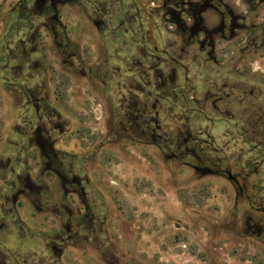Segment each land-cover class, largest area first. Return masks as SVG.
<instances>
[{"label":"rangeland","instance_id":"374dc122","mask_svg":"<svg viewBox=\"0 0 264 264\" xmlns=\"http://www.w3.org/2000/svg\"><path fill=\"white\" fill-rule=\"evenodd\" d=\"M22 1L0 0V49L4 52L8 45L17 58L12 63L14 84L0 86V154L11 141L13 146L25 142L22 141V132L27 128L24 121L32 120L35 115L34 110L30 112L26 102L22 101L27 86L20 81L15 85L16 79L25 81L35 77V70L23 68L25 48L21 40L27 41L25 32L29 34L37 27L41 28L37 26L41 25L40 18H33L34 23L29 24L24 17L18 16ZM96 1L103 2H93ZM183 1L202 3V0ZM224 1L236 14L248 17V23L260 29L264 25V0ZM175 2L154 0L148 11L164 29L163 45L167 43L165 47H171L177 55L182 53L186 42L176 41V36L171 34L176 28L175 17L170 11L177 15L181 10ZM114 7L108 6L109 11ZM30 8L22 12L31 15L32 5ZM94 9L88 11L85 6L70 0L57 5L60 25L56 27V33L63 43L60 47L46 29L41 28L36 35L35 48L43 65L42 71L38 72L41 76L38 87L53 112L52 118L62 130L55 133V137H59L56 147L76 162L82 176L89 178L100 212L92 241L87 245L65 247L58 264H264V212L257 210L259 202L248 200V195L252 194L251 186L242 180L246 194L241 197L226 173L231 170L242 177L240 173L245 171L246 162H261L263 154L248 153V146L236 133L225 138L228 132L225 124L219 125L214 132L215 146L226 151V158L213 155L222 172L205 168L204 164L191 165L196 160L176 158L172 150L138 140V127L130 124L138 115L129 109L138 98L146 102L148 111L155 106L156 100L137 88L144 87L146 91L156 93L155 82L148 87L146 76L149 73L151 80H155V72H149V67L157 59L145 57L146 53L139 45V33L126 34L120 37L121 41L116 40L109 33L113 28L110 16H106V21L112 28L99 29L96 22L101 18L94 16ZM37 12L36 15L40 10ZM91 16L95 18L91 19ZM189 18L188 15L182 21L191 27ZM203 18L209 29L219 26L218 16L213 11H207ZM148 24L145 26L151 31L154 24L151 23V27ZM247 37L248 34L240 32L234 39H215L213 57L216 61L206 62L199 58L194 63L192 59L198 49L195 39L185 63L189 65L190 78L196 85L195 92L190 95L207 98L209 115L219 116L221 120L230 117L253 137L259 119V125L263 126L260 132L264 135V49L256 50L255 45L247 43ZM198 38L203 40V35ZM26 49L31 51L28 45ZM159 67L170 81L171 69L162 63ZM34 81L28 87L36 90ZM212 83L218 87L210 86ZM225 84L228 85L226 93H232L230 104L217 100L218 88ZM257 85L263 90L259 97L252 93ZM135 94L138 98L133 96ZM220 97L227 99V95ZM215 101H218L219 113L212 110ZM159 111L161 124L167 130L172 131L180 125L178 110L173 111L168 105L152 114L153 125L158 123ZM201 125L208 128L206 122ZM156 129L150 134L158 135L154 133ZM230 157L233 159L226 160ZM20 158L24 163L30 156ZM5 163L0 161V169L5 168ZM29 163H33L31 158ZM257 165L251 166L261 169L260 182L264 186V167ZM34 168L38 171L34 174L36 177L41 164ZM41 204L35 195L22 197L18 213L21 225L27 231L21 230L18 234V228L13 227L12 232H0V257L8 253L7 264L16 261L23 264L26 259L29 264L44 259L46 264L59 257L51 240L63 223L52 216L50 210L40 211Z\"/></svg>","mask_w":264,"mask_h":264},{"label":"flooded vegetation","instance_id":"af4514ba","mask_svg":"<svg viewBox=\"0 0 264 264\" xmlns=\"http://www.w3.org/2000/svg\"><path fill=\"white\" fill-rule=\"evenodd\" d=\"M32 1L33 0H23L20 7L22 10H31L30 7L32 5L33 13L27 15L21 10L18 16L24 17L23 20L27 21L29 24L34 23L33 18H40L41 25L37 26L52 33L56 44L60 47L63 43L56 33V27L60 25V18L56 11L57 5L65 0H36L33 4ZM70 1L85 6L88 11H90V8H95L94 16L101 18V21L96 22L99 29H101L103 28L102 26L108 28V23L105 21L107 18L106 15L110 12L108 6H118L122 4L124 0H103V2H93L94 0ZM174 1L175 0H169V2ZM261 4H263V2H261ZM175 6L181 9L180 13L177 15L173 11H170V13L175 17V21L181 22V28L188 34V48L193 46L196 39L198 48L197 56L206 62L210 61V59L216 61L213 57L216 46L215 39L219 41L234 39L239 36L240 32L248 34L246 41L249 45H255L256 50L264 49V25L260 29V27H256L253 23H248V17L240 13L236 14L224 0H202V3L183 0L177 2L176 0ZM104 8L105 10H103ZM38 9L40 13L36 15ZM209 10L213 11L219 19V26L213 29H209L205 25L203 18L204 14ZM185 12L190 16L189 20L192 22L191 27L182 21L184 17L188 16L185 15ZM95 17L91 16V19ZM102 18H104L103 21ZM41 28L37 27L36 31H31L29 34L25 32L24 34L28 39L27 41L21 40V44L25 48V51L22 52V54L25 55L23 57V68L35 70L36 79L35 77L27 78L25 81L16 79L15 85H17V81H20V83L27 86L22 93V101L26 102V108L30 112L31 109L34 110L35 115L32 120L24 121L27 128L22 132V141L24 140L25 142L16 143L13 146L11 141L10 145H7L4 152L0 154V161H6L4 164L5 168L0 169V232H4V230L11 231L13 227L18 228V234L21 230L27 231L26 227L21 225L18 205L21 203L22 197L29 198L35 195L37 200L42 202L41 207H39L40 211L46 210L48 212L50 210L53 212L52 216H55L63 223L59 228L60 230L53 235L54 239L51 240L53 249L58 252L59 257L55 259L54 262H45L46 264H58L62 255L61 253H63L65 247L71 244L79 246L87 245L92 241L93 228L95 227L100 212L98 213L97 211L96 199L92 193L89 178L82 176L81 173H79L76 162L72 161L65 152L56 147L59 137H55V133H61L62 130H60V126L55 122V119L52 118L53 112L47 100L43 97V91L38 87L41 77L38 72L42 71L43 65L39 62V53L35 48V44L36 35ZM30 29L32 30V27ZM113 32L114 29H111L109 33L113 36ZM199 35H203V40L198 38ZM254 41L255 44L253 43ZM27 45L30 46L31 51L26 49ZM63 48H65V45H63ZM208 48L210 49L208 50ZM1 50L2 48L0 49V86L5 85V87H7L14 84L11 78L14 69L12 63L14 60L16 61L17 58L13 56L12 49H10L8 45H5L4 52ZM205 55H207V57H204ZM149 58H154V60H156L157 56L155 54H150ZM158 60H160V58H158ZM72 65L74 64L72 63ZM157 70L156 65H151L149 67V72H155L153 76L155 80H157ZM2 75L4 77H2ZM160 77L163 81V85H166L167 82L164 79V74L161 73ZM147 78L149 79L148 87H150L153 83L149 73ZM33 81L37 84L36 90L28 87L32 86ZM210 86L218 87L216 83H212ZM137 89L139 91L143 89L142 92H148L150 97L156 100L155 92L146 91L144 87H139ZM227 89V84L218 88L217 92L219 98H217V100L219 102L225 101V98L220 96L227 95L226 98H228L232 95V93H226ZM230 89L231 91L234 90L232 87H230ZM253 92L254 91H252V93ZM135 97H138V95L135 94ZM155 108L156 106L153 107V109ZM152 137L156 139L154 134ZM23 155L30 156L33 161L32 165L29 163L30 158L24 163L20 162V156ZM39 164H41V169H39L40 173L35 177L34 174H37L36 172L38 171L36 170L37 168L34 167ZM31 166L33 167L32 171ZM229 172L233 176L232 181L237 186L240 196L244 197L246 193L242 180L245 181V178H247L249 174L245 173L242 177H239L237 173L234 174L232 171H226L228 176ZM242 173L243 172L240 174ZM33 178H36V181H33ZM257 210L264 212V204L259 206ZM100 232H102V230ZM7 234L12 235V233ZM97 234L98 232L96 235ZM4 255V257H0V264H7L6 257L8 253H4ZM16 260H18V258ZM14 264L20 263L16 261ZM23 264H29L28 259L24 260ZM32 264H44V259L37 263L33 262Z\"/></svg>","mask_w":264,"mask_h":264},{"label":"trees","instance_id":"16d2710c","mask_svg":"<svg viewBox=\"0 0 264 264\" xmlns=\"http://www.w3.org/2000/svg\"><path fill=\"white\" fill-rule=\"evenodd\" d=\"M153 1L154 0H124L122 4L115 6L112 8L113 10L107 14L110 16L109 22L113 28L110 27L109 24L108 27L114 29L113 36L116 40L121 41L120 37H125L126 34L138 35L139 33V45L141 46V49L145 51V57L149 58L150 54H155L157 56V60L154 64L158 69L156 73L157 80H151L152 83L155 82L156 108H150L148 111L146 102L136 97L138 99L136 100L135 105L129 109L134 112L135 115H138V118L133 121L129 120L130 124L138 127V140H145L146 142L159 145L166 150H172V153L176 158H192L196 160V163H190L191 165L198 166L196 164H204L205 168L217 169L219 172H222L223 169L221 165L215 160L213 155H216L217 157L222 156L220 158H226V156H224L226 151L225 148H219V145L215 146L217 139L214 132L219 125L225 124L228 132L224 137L227 138L231 133H236V135L242 139V143L248 146V153L251 154L257 151L258 154H263L262 161H257L259 164L257 166L263 168L264 146L261 145H264V135L260 132L263 127L259 125L261 119L258 120L257 131L254 136H249V132L236 125L230 117L227 118V120H221L219 116L217 118L216 116L209 115L207 113V106H209L207 98L204 100L190 95L191 92H195L196 85L194 80L190 78V67L185 63V57L190 50V47L188 48L187 46L188 39L186 36L188 34L181 28V22L174 21L173 24L175 25L176 30L174 32L171 31V34L176 36V41L180 40L186 42V45L181 49L182 53L180 52L179 54L174 55L171 47H165L167 43H164V45L162 43L161 38L163 39L164 37V29L157 25L155 16L152 17V14L148 11V6H150ZM148 22V26L150 25L151 27V23H153L154 26L156 25V28L153 26L151 31L150 29H147L145 25ZM106 23L108 22L106 21ZM127 24H129V27L126 28ZM154 34H157V38ZM158 40H160L161 43ZM160 44H162L163 47H161ZM196 56L192 59L194 63L199 60V57ZM158 58H160V60H158ZM161 63L166 64V66L171 69L172 77L170 81H168L167 75L161 71L162 68L159 67ZM161 73L164 74V79L167 82L166 85L159 83L162 81L160 77ZM253 91V95L259 97L263 90L260 85H257L254 87ZM147 97H150L149 93L147 94ZM231 98L232 95L228 97L224 103L226 102V104H230ZM164 105H168L173 111L178 110L180 125L172 131H169V129L167 130L166 127L161 124L160 111L157 113L158 116L156 118L158 121L156 126L160 130L156 129V126L150 121V119L154 117L152 114L156 112L158 108L162 109ZM211 106L214 113H219L217 108L218 102L215 101ZM202 122L208 123V128L202 127ZM154 128L156 129L154 133L158 134L155 135L156 139H153L152 134H150ZM160 131H162L163 134H159ZM148 134L151 135V140L148 138ZM232 159L233 157H230L226 160ZM250 162L251 161L246 162L245 171L241 175L245 173L249 174V176L245 178V182L247 185L251 186L252 190V194L248 195V200L250 202L256 200L260 203L259 206H261L264 204V195H262V192H264V186H262L260 182L263 174L259 167L251 166L252 164L257 163Z\"/></svg>","mask_w":264,"mask_h":264},{"label":"water","instance_id":"95a60500","mask_svg":"<svg viewBox=\"0 0 264 264\" xmlns=\"http://www.w3.org/2000/svg\"><path fill=\"white\" fill-rule=\"evenodd\" d=\"M229 179L233 180V176H232V174L230 172H229Z\"/></svg>","mask_w":264,"mask_h":264}]
</instances>
